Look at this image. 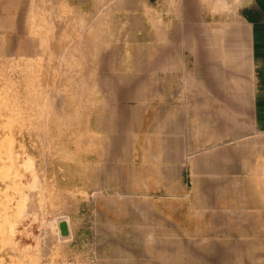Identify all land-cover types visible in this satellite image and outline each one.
I'll use <instances>...</instances> for the list:
<instances>
[{
    "label": "rangeland",
    "instance_id": "rangeland-1",
    "mask_svg": "<svg viewBox=\"0 0 264 264\" xmlns=\"http://www.w3.org/2000/svg\"><path fill=\"white\" fill-rule=\"evenodd\" d=\"M244 1L0 0V264H264Z\"/></svg>",
    "mask_w": 264,
    "mask_h": 264
},
{
    "label": "crops",
    "instance_id": "crops-1",
    "mask_svg": "<svg viewBox=\"0 0 264 264\" xmlns=\"http://www.w3.org/2000/svg\"><path fill=\"white\" fill-rule=\"evenodd\" d=\"M244 3L241 11L243 25L246 26V45H240V42L232 43L230 50L247 51L251 122L246 127L243 126L242 130L249 132L248 154L250 157L253 155L256 162V155L264 152V0H246ZM238 147L241 157L233 158V161L236 160L240 164L243 162L244 152L242 146Z\"/></svg>",
    "mask_w": 264,
    "mask_h": 264
}]
</instances>
